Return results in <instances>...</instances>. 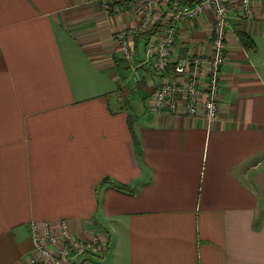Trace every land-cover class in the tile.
<instances>
[{"label": "crops", "instance_id": "0c3cea01", "mask_svg": "<svg viewBox=\"0 0 264 264\" xmlns=\"http://www.w3.org/2000/svg\"><path fill=\"white\" fill-rule=\"evenodd\" d=\"M229 2L208 124L183 102L152 111L150 67L133 82L113 36L146 21L134 0H0V264H28L33 223L64 219L106 244L81 264H264V0L253 20ZM168 17L160 0L130 38L136 65ZM214 24L210 9L183 20L174 59L209 56Z\"/></svg>", "mask_w": 264, "mask_h": 264}, {"label": "built area", "instance_id": "2783aa9c", "mask_svg": "<svg viewBox=\"0 0 264 264\" xmlns=\"http://www.w3.org/2000/svg\"><path fill=\"white\" fill-rule=\"evenodd\" d=\"M169 5V17L161 30V36L153 37L145 45V58L135 64L136 54L130 38L146 28L152 19L160 0H134L145 20L143 25L114 34L117 49L133 69L132 79L141 84L142 66L150 67L158 76V83L150 96V109L157 113H177L181 102L190 116L201 112L208 124L218 117V97L221 88L222 67L226 60L227 25L231 3L229 0H199L190 5L183 0H165ZM258 0H239L245 19L253 20V5ZM133 4V3H132ZM107 14L119 13L123 5L106 2ZM215 14L212 50L209 56L192 55L183 60H175L177 29L185 19H195L205 10ZM208 67L207 84L201 82L204 67ZM33 249L28 264H81L86 255H103L107 247L104 239L93 233L88 239L77 237L68 220L59 222L55 229L48 223H33Z\"/></svg>", "mask_w": 264, "mask_h": 264}, {"label": "trees", "instance_id": "16d2710c", "mask_svg": "<svg viewBox=\"0 0 264 264\" xmlns=\"http://www.w3.org/2000/svg\"><path fill=\"white\" fill-rule=\"evenodd\" d=\"M190 5H193V4H190ZM239 39L246 47H248V48H252L253 47V41L245 33H240L239 34ZM104 183H109L112 186H114V187H116L118 189H121V190H127V188H128V185H124V184H121V183H116V182H113V181H109L107 179H104Z\"/></svg>", "mask_w": 264, "mask_h": 264}]
</instances>
